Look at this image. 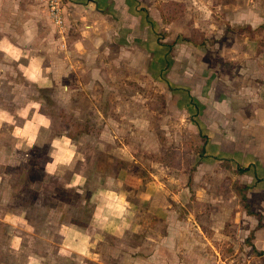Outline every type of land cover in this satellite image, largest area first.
Segmentation results:
<instances>
[{"label": "rangeland", "instance_id": "374dc122", "mask_svg": "<svg viewBox=\"0 0 264 264\" xmlns=\"http://www.w3.org/2000/svg\"><path fill=\"white\" fill-rule=\"evenodd\" d=\"M88 2L82 13L70 0H0V264H83L58 248L61 225L90 216L87 190L45 173L47 144H16L10 113L28 100L40 102L52 134L73 138L77 169L98 182L121 172L131 202L149 186L173 203L194 240L169 252L172 262L264 264L255 246L264 245V173L240 152L263 132L245 110L260 101L258 62L230 54L244 37L264 40V24L231 26L218 10L229 0ZM224 103L240 124L212 119ZM147 210L137 208L141 224Z\"/></svg>", "mask_w": 264, "mask_h": 264}, {"label": "crops", "instance_id": "0c3cea01", "mask_svg": "<svg viewBox=\"0 0 264 264\" xmlns=\"http://www.w3.org/2000/svg\"><path fill=\"white\" fill-rule=\"evenodd\" d=\"M85 1H89L87 5L94 3L96 7L99 6L98 9L105 6L104 4L100 5L105 0ZM70 5L80 9L83 13V0H70ZM87 9L91 10V6H88ZM219 9L223 10L221 11L223 16L231 14V19H233L230 21L231 26H234L233 24H250L259 27L264 24L263 1L229 0L228 4L218 7ZM227 28L226 23L220 26L215 25L213 32L216 34L214 37L218 32L225 31ZM243 39L244 44L239 45L236 42L233 45L235 52L230 54L234 58L238 57L240 53L247 60L258 62L253 76L260 81L261 88L258 95L260 101L256 103L257 105H249L245 110H251V112H247V116H249V120H252V126L254 123L260 124L263 127V132L259 134L261 138L256 141L255 146L249 143L242 144L240 152L245 157L256 158V161H247V169L254 168V164H257L264 173V40L262 36L259 37V34ZM237 46H241V48ZM38 68L31 71L32 77H36ZM41 76L44 77L43 74ZM216 109L218 113L216 112L213 120H221V124H240L232 122L233 119H239V116L230 114L231 106L227 107L226 103L217 104ZM229 118L231 122H228ZM9 120H12V132L19 148L37 149L47 144V158L43 164L47 175L59 177L68 188L79 191L87 190L91 206L90 216L83 220V224L73 222V224L64 223L61 225L59 252L65 255L75 254L79 258L83 257V264H184L177 259V256L173 258L175 261L172 262L168 254L172 252L174 255L178 249L183 251L184 247L193 246L194 237L189 235L187 223L179 219V214L173 208L172 202L167 198L158 199L147 195L146 192L150 190L149 186L145 191L142 190L139 203L131 202L124 186L125 178H120L121 172L114 176H107L106 182L101 180L98 182V179H92L84 169H77L75 162L79 158L80 152L77 151L73 138L65 133L52 134L53 122L41 110L38 100H28L22 106L17 107L14 112L10 113ZM246 125L249 126L251 123L246 122ZM244 137L243 142L248 138V132ZM26 154L32 156L33 153ZM64 170H71V174L66 178L63 177ZM97 177L93 176V178ZM262 182L264 179H261L258 185L264 194ZM143 204L148 206V214H146L147 220H143L144 223L141 224L137 217V208ZM15 217L23 225H27L29 221L24 215L18 214ZM10 224L16 227L14 223L10 222ZM10 246L17 252L24 248L23 237L20 233L11 235ZM255 246L264 249V245L255 244ZM36 261H40V259H36ZM29 264H31L30 261Z\"/></svg>", "mask_w": 264, "mask_h": 264}, {"label": "trees", "instance_id": "16d2710c", "mask_svg": "<svg viewBox=\"0 0 264 264\" xmlns=\"http://www.w3.org/2000/svg\"><path fill=\"white\" fill-rule=\"evenodd\" d=\"M247 208H249V212H252V211L250 210L249 204H247Z\"/></svg>", "mask_w": 264, "mask_h": 264}]
</instances>
